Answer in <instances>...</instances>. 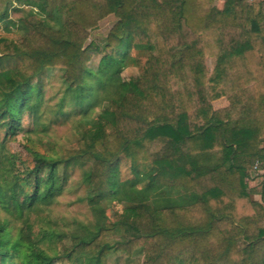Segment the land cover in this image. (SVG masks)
I'll use <instances>...</instances> for the list:
<instances>
[{
  "label": "trees",
  "instance_id": "16d2710c",
  "mask_svg": "<svg viewBox=\"0 0 264 264\" xmlns=\"http://www.w3.org/2000/svg\"><path fill=\"white\" fill-rule=\"evenodd\" d=\"M217 1L0 0V23L22 32L0 34V264H264V1ZM109 17L105 45L88 44ZM129 65L139 73L124 79ZM54 70L60 105L100 111L60 153L30 149V164L7 144ZM77 168L94 229L35 235L31 215Z\"/></svg>",
  "mask_w": 264,
  "mask_h": 264
},
{
  "label": "rangeland",
  "instance_id": "374dc122",
  "mask_svg": "<svg viewBox=\"0 0 264 264\" xmlns=\"http://www.w3.org/2000/svg\"><path fill=\"white\" fill-rule=\"evenodd\" d=\"M224 0H218L217 5L222 6ZM24 10L13 11L12 19L18 21L24 15ZM115 17H109L100 23L99 28L91 31L88 44L91 41L103 46L107 42L109 31L116 23ZM10 28V26H9ZM0 34L13 39H19L22 32L17 29L7 30L4 23H0ZM100 56L96 55L91 62V67H97ZM213 59L208 60L210 68L213 67ZM139 73L136 65H129L122 72L124 79H129L132 75ZM64 96V89L61 84V72L54 70L51 72L50 82L44 96L43 104L37 115L27 110L23 116V124L25 129L21 131L15 138L7 144V151L14 154L21 161L32 163L30 149L39 150L42 153H60L62 149L69 147L76 141L77 133L80 125L88 121V118L96 117L100 108H96L89 115L78 108L70 97H66L63 105L60 100ZM216 103V101H215ZM219 105V103H216ZM20 163V162H19ZM130 170L127 166L123 168V177H131ZM83 170L77 168L71 178L69 187L58 197L57 202L45 210L31 215L33 230L35 235H39L41 230L52 229L56 232L86 233L87 229H94L95 214L92 211L88 201V189L83 182ZM176 196L177 191L170 192ZM106 214L110 215L112 207L109 202L103 204ZM3 214V213H2ZM23 225L21 222L14 226L13 233H16L17 227ZM41 236L37 237L40 238ZM45 243V248L55 249L58 247L57 238ZM69 264V263H57ZM103 264H143V257L136 256L128 259L124 255H110Z\"/></svg>",
  "mask_w": 264,
  "mask_h": 264
},
{
  "label": "crops",
  "instance_id": "0c3cea01",
  "mask_svg": "<svg viewBox=\"0 0 264 264\" xmlns=\"http://www.w3.org/2000/svg\"><path fill=\"white\" fill-rule=\"evenodd\" d=\"M216 103H219V105H216ZM216 103L215 102L213 103L216 108L222 107L227 104V100L225 98H222V99L216 100Z\"/></svg>",
  "mask_w": 264,
  "mask_h": 264
},
{
  "label": "built area",
  "instance_id": "2783aa9c",
  "mask_svg": "<svg viewBox=\"0 0 264 264\" xmlns=\"http://www.w3.org/2000/svg\"><path fill=\"white\" fill-rule=\"evenodd\" d=\"M261 1H264V0H261ZM260 170V162H257L254 166V172H259Z\"/></svg>",
  "mask_w": 264,
  "mask_h": 264
}]
</instances>
